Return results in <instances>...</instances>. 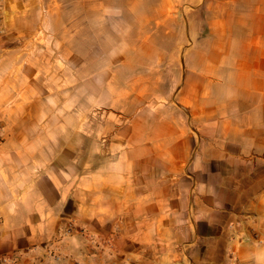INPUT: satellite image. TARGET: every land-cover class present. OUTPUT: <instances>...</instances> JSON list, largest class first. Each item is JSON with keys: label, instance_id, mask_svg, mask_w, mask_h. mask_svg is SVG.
Masks as SVG:
<instances>
[{"label": "crops", "instance_id": "crops-1", "mask_svg": "<svg viewBox=\"0 0 264 264\" xmlns=\"http://www.w3.org/2000/svg\"><path fill=\"white\" fill-rule=\"evenodd\" d=\"M62 1L0 0V258L264 264V0L186 49L175 104L121 113L86 159L64 139Z\"/></svg>", "mask_w": 264, "mask_h": 264}, {"label": "rangeland", "instance_id": "rangeland-1", "mask_svg": "<svg viewBox=\"0 0 264 264\" xmlns=\"http://www.w3.org/2000/svg\"><path fill=\"white\" fill-rule=\"evenodd\" d=\"M255 1L225 0L217 9L208 0H63L64 20L74 19L68 31L79 38V56L62 57L65 66H79L63 73L64 124L80 131L65 142L79 145L86 159L94 143L109 139L121 113L141 103L175 104L186 49L199 48L201 39L214 42L220 22L253 17ZM6 126L0 117V148Z\"/></svg>", "mask_w": 264, "mask_h": 264}, {"label": "built area", "instance_id": "built-area-1", "mask_svg": "<svg viewBox=\"0 0 264 264\" xmlns=\"http://www.w3.org/2000/svg\"><path fill=\"white\" fill-rule=\"evenodd\" d=\"M0 18H1V6H0ZM1 137H2V131L0 129V140H1ZM73 230H74V225L69 224L68 226H66L65 229L59 232L58 241L61 242L64 239L70 237L73 234ZM0 264H15V259L13 258L9 259V258H4V257L0 258Z\"/></svg>", "mask_w": 264, "mask_h": 264}]
</instances>
